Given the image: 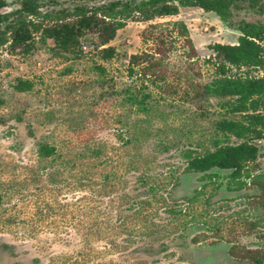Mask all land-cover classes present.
Wrapping results in <instances>:
<instances>
[{"label": "rangeland", "instance_id": "374dc122", "mask_svg": "<svg viewBox=\"0 0 264 264\" xmlns=\"http://www.w3.org/2000/svg\"><path fill=\"white\" fill-rule=\"evenodd\" d=\"M231 15L134 14L107 45L109 60L91 32L78 57L53 51L42 37L54 21L40 18L26 20L42 25L29 52L10 39L0 48V264H253L239 257L264 252V195L252 182L264 175V140L237 180L187 171L182 155L213 151L217 123L243 120L221 98L197 96L224 63L213 45H237L242 22L264 25V0H236ZM20 81L30 89L18 91ZM132 95L145 104L131 105Z\"/></svg>", "mask_w": 264, "mask_h": 264}, {"label": "trees", "instance_id": "16d2710c", "mask_svg": "<svg viewBox=\"0 0 264 264\" xmlns=\"http://www.w3.org/2000/svg\"><path fill=\"white\" fill-rule=\"evenodd\" d=\"M167 0H150L148 3L142 2L135 7L145 20H152L154 16H172L177 14L178 9L167 5ZM187 2L181 1L182 6ZM206 11H216L223 22H228L230 18L229 3L225 1H200L198 3ZM112 7L96 9L91 15H88L84 8L75 7L72 11L61 9L56 12H47L39 15L43 21H54L52 25L43 27V41L52 39L54 41L53 51L58 54L73 55L78 57L80 50L81 38L86 32L96 33L100 39V44L96 45L101 48V58L104 60L112 59L115 56V48L107 46L112 41L117 30L124 27L122 22H112L110 18L117 16ZM102 12L103 18L97 17V12ZM133 9H131L132 11ZM33 11V8L30 9ZM128 8L119 11L125 17L131 15ZM115 15H114V14ZM70 18H77L76 21L68 22ZM116 18V17H115ZM6 19H0V22ZM30 23V24H29ZM41 23H32L24 20H16L4 25L0 31V48L3 47L9 39L12 48L24 45V53L30 51L33 47V33L41 29ZM180 32L188 36L187 28L182 24H177ZM239 30L242 35L238 38L237 45H213V50L217 56L222 57L224 63L217 67L218 78L211 83L204 85L202 91L197 90L198 97L209 96L210 98H221L219 103L221 108H227L230 114H241L243 120L223 119L217 123V132L222 134L214 142V150L206 151L203 155H192V152L186 151L182 155L188 161L186 170L196 173H204L214 168L230 170V178L237 180L241 177V171L249 162L255 161L258 156V148L253 143L255 140H264V76L250 77L249 74L228 76L230 67L236 69L251 68L259 69L264 67V26L258 24L246 23L240 25ZM42 41V42H43ZM134 62H143L138 57H134ZM158 63L148 65L156 67ZM129 74L134 75V70L129 68ZM163 78V77H162ZM161 77H157L153 83H156ZM31 85L26 81H20L16 88L24 92L29 90ZM147 96L139 100L136 96H129L128 101L131 105L139 108L146 102ZM145 110V109H144ZM230 136L243 140L240 144H229ZM245 178H250L251 173L246 172ZM252 182L258 184L259 189L264 195V175H254ZM237 188H241L246 183L238 181ZM264 206V204H262ZM264 253V252H263ZM260 251H247L241 259L248 260L253 264H264V254Z\"/></svg>", "mask_w": 264, "mask_h": 264}, {"label": "flooded vegetation", "instance_id": "af4514ba", "mask_svg": "<svg viewBox=\"0 0 264 264\" xmlns=\"http://www.w3.org/2000/svg\"><path fill=\"white\" fill-rule=\"evenodd\" d=\"M70 1H77L78 4L75 5L72 9H69V8L65 7L64 5ZM149 1L150 0H0V19H6L5 22L4 21L0 22V26L2 24L5 25L8 23H12L16 20L26 21L27 19H30V20L37 19L39 15L41 16L47 12H50L49 11L50 7H52L53 5L56 7L59 6L60 9H58V10L69 9L71 11L75 7H82L85 9V11L87 12L88 15H91L98 8L103 9V8L112 7L111 10L113 12H115V14H117V16H113V18H110V21L122 22V23H124V26H125V24H127L128 20L133 19L134 14H141L135 8L137 6V4L142 3V2L148 3ZM181 1L182 0H167L166 3H167V5H171L172 7H176L179 11V9L181 7L187 8V9L199 8V9L204 10V8L198 4L200 1H207V2L211 1L212 3L217 2V1H225V2H228L230 4L228 10H229L230 15H231V9L235 8V2H236V0H184V2H187V4H186V6H182ZM256 2H257V0H253V4H256ZM48 6H49V9H47ZM31 8H33V11H30ZM124 8H128L130 11H131V9H133L131 11V15H129V17H125L124 14H119V11H121ZM52 11H53V9H52ZM204 11H206V10H204ZM206 12H213L219 17V15L216 13V11H206ZM231 16L229 19H231ZM97 17H99V18L104 17V16H102V12L100 10H99V12H97ZM219 19L221 20L220 17H219ZM246 23H248V22H242L240 25H243ZM250 24H255V23H250ZM240 25L238 26L237 29L240 32V34L242 35L243 34L242 31L239 30ZM258 25H261V24H258Z\"/></svg>", "mask_w": 264, "mask_h": 264}]
</instances>
